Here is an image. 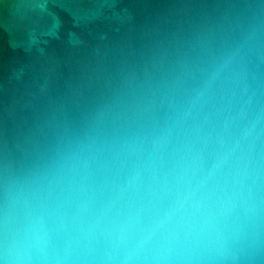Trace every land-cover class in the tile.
I'll return each instance as SVG.
<instances>
[{"label":"water","instance_id":"obj_1","mask_svg":"<svg viewBox=\"0 0 264 264\" xmlns=\"http://www.w3.org/2000/svg\"><path fill=\"white\" fill-rule=\"evenodd\" d=\"M0 264H264V0H0Z\"/></svg>","mask_w":264,"mask_h":264}]
</instances>
